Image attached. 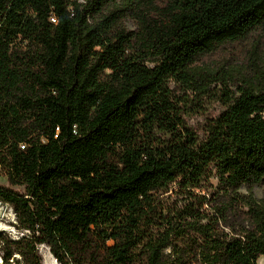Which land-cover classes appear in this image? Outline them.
Instances as JSON below:
<instances>
[{
	"label": "trees",
	"instance_id": "trees-1",
	"mask_svg": "<svg viewBox=\"0 0 264 264\" xmlns=\"http://www.w3.org/2000/svg\"><path fill=\"white\" fill-rule=\"evenodd\" d=\"M0 172V264H257L264 0H0Z\"/></svg>",
	"mask_w": 264,
	"mask_h": 264
},
{
	"label": "rangeland",
	"instance_id": "rangeland-1",
	"mask_svg": "<svg viewBox=\"0 0 264 264\" xmlns=\"http://www.w3.org/2000/svg\"><path fill=\"white\" fill-rule=\"evenodd\" d=\"M230 51L231 50H221V51L218 50L216 53L210 56L208 60L209 63H214L213 66L226 65V60L231 61V58L229 57ZM219 88L220 86L215 91L216 96H214L213 98H208L204 102L203 104L204 107L198 108V111H194V112L192 111L191 113L186 115L190 126L194 130L200 132L201 135L203 134L204 129L206 128V123L208 122V119L211 117H215L224 109V106L221 100L219 99V95H220ZM211 182H215L213 178L211 179ZM0 184L11 187V188H18L17 186H12L9 184L7 177L3 172H0ZM178 187H179L178 184L174 183L170 187L169 191L162 192L160 194L161 199L163 200L164 204H166L167 206H172L174 204H177V205L182 204V201H183L182 199L184 197H180L181 194L178 193V189H179ZM18 189H22V188H18ZM196 191L198 192L199 189H197ZM242 191L246 192V189L243 188ZM254 192H255V196L258 198H261L263 196V192L261 188H255ZM177 194H180L179 197L177 196ZM22 232L24 231L17 226V219L15 216L14 209L8 203L0 200V233L2 234L5 233L6 235L17 238L20 235H22ZM38 249L42 256V264H52V259L50 258V255H49V253L51 252H50L48 245L40 244L38 246ZM2 254L3 253H2L1 245H0V260H1L0 262H3ZM14 256H15L14 260L11 259L10 263L8 264H23L21 256L18 253H16ZM17 260H19L18 263H16ZM257 264H264V256L258 259Z\"/></svg>",
	"mask_w": 264,
	"mask_h": 264
},
{
	"label": "bare ground",
	"instance_id": "bare-ground-1",
	"mask_svg": "<svg viewBox=\"0 0 264 264\" xmlns=\"http://www.w3.org/2000/svg\"><path fill=\"white\" fill-rule=\"evenodd\" d=\"M49 255H50V258L52 259V264H59L58 262H57V260L55 259V257L51 254V253H49ZM49 257V256H48Z\"/></svg>",
	"mask_w": 264,
	"mask_h": 264
},
{
	"label": "built area",
	"instance_id": "built-area-1",
	"mask_svg": "<svg viewBox=\"0 0 264 264\" xmlns=\"http://www.w3.org/2000/svg\"><path fill=\"white\" fill-rule=\"evenodd\" d=\"M1 261V260H0Z\"/></svg>",
	"mask_w": 264,
	"mask_h": 264
}]
</instances>
